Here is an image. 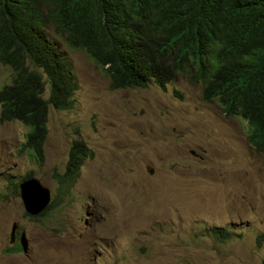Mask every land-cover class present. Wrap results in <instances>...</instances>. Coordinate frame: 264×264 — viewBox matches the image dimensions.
I'll return each mask as SVG.
<instances>
[{"label": "rangeland", "instance_id": "374dc122", "mask_svg": "<svg viewBox=\"0 0 264 264\" xmlns=\"http://www.w3.org/2000/svg\"><path fill=\"white\" fill-rule=\"evenodd\" d=\"M47 33L79 88L72 108H50L43 164L22 149L28 127L0 119V264H264V155L246 120L205 101L201 81L184 75L166 89H110L85 51L52 23ZM11 75L0 63V88ZM74 139L93 156L63 196L53 170L65 169ZM29 173L55 200L42 216L20 196ZM214 226L232 234L205 233Z\"/></svg>", "mask_w": 264, "mask_h": 264}, {"label": "trees", "instance_id": "16d2710c", "mask_svg": "<svg viewBox=\"0 0 264 264\" xmlns=\"http://www.w3.org/2000/svg\"><path fill=\"white\" fill-rule=\"evenodd\" d=\"M49 20L101 66L112 89H165L179 74L200 80L203 99L242 116L249 143L264 155V0H0V62L12 71L0 88V119L28 127L22 149L39 164L51 106L72 108L78 88L46 36ZM89 156V145L74 139L65 169L53 170L58 193L67 194ZM54 205L53 199L39 216ZM205 233L232 234L219 226ZM256 241L264 245V232ZM22 246L19 240L12 249Z\"/></svg>", "mask_w": 264, "mask_h": 264}, {"label": "water", "instance_id": "95a60500", "mask_svg": "<svg viewBox=\"0 0 264 264\" xmlns=\"http://www.w3.org/2000/svg\"><path fill=\"white\" fill-rule=\"evenodd\" d=\"M20 195L26 210L33 215L42 212L52 199L50 188L36 176L20 182Z\"/></svg>", "mask_w": 264, "mask_h": 264}, {"label": "clouds", "instance_id": "9594fccd", "mask_svg": "<svg viewBox=\"0 0 264 264\" xmlns=\"http://www.w3.org/2000/svg\"><path fill=\"white\" fill-rule=\"evenodd\" d=\"M50 23H52L53 24V26H54V29H55V32L57 33V34H59V35H61V36H64L65 37V39H66V42L68 43V45L70 46V47H72V48H74V49H81V50H83V51H85V53L87 54V52H86V50H84V49H82V48H78V47H73L69 42H68V40H67V38H66V35H64V34H61V33H59V32H57V30H56V27H55V24H54V22L53 21H51V20H49L48 22H47V24L45 25V33H46V36H47V38L51 41V42H53V43H55L56 44V42L48 35V33H47V25L48 24H50ZM57 45V44H56ZM58 46V45H57ZM58 49H59V51L62 53V56H63V61L66 63V65L71 69V71L74 73V71L72 70V68L70 67V65L67 63V61L65 60V58H64V55H63V52L60 50V48L58 47ZM87 56H88V54H87ZM89 57V56H88ZM90 58V57H89ZM95 64H96V66H98L100 69H101V71L104 73V74H106L105 72H104V70L101 68V66L100 65H98V63L93 59V58H90ZM0 63H2V62H0ZM3 64V63H2ZM75 74V73H74ZM107 75V74H106ZM179 75H181V74H179ZM75 76H76V74H75ZM108 76V75H107ZM178 76V75H177ZM185 76V75H184ZM109 77V76H108ZM187 77V76H186ZM76 78H77V76H76ZM176 78V77H175ZM109 79H110V77H109ZM192 79V78H191ZM194 80V79H193ZM172 81V80H171ZM170 81V82H171ZM195 81V80H194ZM197 81H200V80H197ZM77 82H78V78H77ZM169 82V83H170ZM168 83V84H169ZM202 83V82H201ZM151 84V83H150ZM149 84V85H150ZM156 84V83H155ZM167 84V85H168ZM148 85V86H149ZM160 87V86H159ZM167 87V86H166ZM202 87H203V83H202ZM78 88H79V82H78ZM77 88V89H78ZM121 88V87H120ZM143 88H145V87H143ZM110 89H112L111 87H110ZM116 89V88H115ZM164 89V88H163ZM166 89V88H165ZM77 91V90H76ZM202 92H203V89H202ZM48 93V95H49V89H47V92H46V94ZM76 93V92H75ZM46 94H45V97H48V95L46 96ZM74 96H75V94H74ZM202 97H203V94H202ZM213 100H215V99H213ZM205 101H207V100H205ZM208 101H212V100H208ZM216 101H218V100H216ZM219 102V101H218ZM220 103V102H219ZM220 105H221V103H220ZM222 106V105H221ZM222 110H223V107H222ZM223 112H224V110H223ZM224 114H225V112H224ZM226 115V114H225ZM237 116H240V115H237ZM240 117H242V116H240ZM243 118V117H242ZM247 122V121H246ZM248 134V133H247ZM79 175H80V173H79ZM32 176H34V175H32ZM32 176H30V177H32ZM24 177H26V176H24ZM21 178L20 179V182L22 181V180H24V179H26V178H30V177H26V178ZM42 182V181H41ZM19 188H20V183H19ZM52 194V193H51ZM21 196V195H20ZM53 200V198L51 199V201ZM51 203V202H50ZM49 203V204H50ZM24 204V203H23ZM48 204V205H49ZM47 205V206H48ZM25 207V206H24ZM47 208V207H46ZM45 208V209H46ZM26 209V208H25ZM44 209V210H45ZM43 210V211H44ZM27 211V210H26ZM42 211V212H43ZM28 212V211H27ZM42 212H40V213H42ZM29 213V212H28ZM39 213V214H40ZM30 214V213H29ZM39 214H37V215H34V216H36V217H38L39 216ZM30 215H33V214H30Z\"/></svg>", "mask_w": 264, "mask_h": 264}]
</instances>
